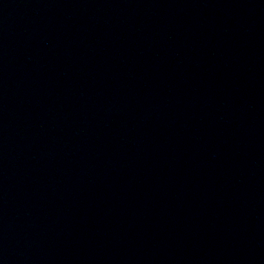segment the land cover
Returning <instances> with one entry per match:
<instances>
[{
    "label": "water",
    "instance_id": "obj_1",
    "mask_svg": "<svg viewBox=\"0 0 264 264\" xmlns=\"http://www.w3.org/2000/svg\"><path fill=\"white\" fill-rule=\"evenodd\" d=\"M0 264H264V0H0Z\"/></svg>",
    "mask_w": 264,
    "mask_h": 264
}]
</instances>
